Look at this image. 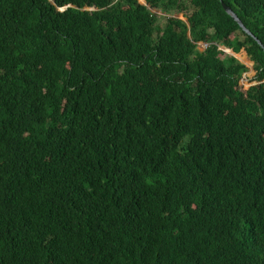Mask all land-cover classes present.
Instances as JSON below:
<instances>
[{
  "label": "trees",
  "instance_id": "obj_1",
  "mask_svg": "<svg viewBox=\"0 0 264 264\" xmlns=\"http://www.w3.org/2000/svg\"><path fill=\"white\" fill-rule=\"evenodd\" d=\"M222 3L262 47L218 0H0V264H264V0Z\"/></svg>",
  "mask_w": 264,
  "mask_h": 264
},
{
  "label": "rangeland",
  "instance_id": "obj_2",
  "mask_svg": "<svg viewBox=\"0 0 264 264\" xmlns=\"http://www.w3.org/2000/svg\"><path fill=\"white\" fill-rule=\"evenodd\" d=\"M157 14L161 15L160 12H157ZM177 17L187 21V18L183 14H179ZM162 22H164V20ZM198 49L200 52H204L206 46L200 45ZM221 51L226 52L225 49L223 48L221 49ZM237 58L240 59L248 67L249 73L244 76L243 80L240 82L239 85L243 91H248L250 88L254 87L257 84V82L255 81L256 73L254 72V67H252V64L250 63V60L247 58L244 50L239 54ZM246 58L248 60H246Z\"/></svg>",
  "mask_w": 264,
  "mask_h": 264
},
{
  "label": "water",
  "instance_id": "obj_3",
  "mask_svg": "<svg viewBox=\"0 0 264 264\" xmlns=\"http://www.w3.org/2000/svg\"><path fill=\"white\" fill-rule=\"evenodd\" d=\"M219 3L222 5L223 10L225 11V13L230 16L242 29V31L244 33H246L248 36L252 37L254 40H256V42L262 47L261 43L259 41H257V39H255L253 37V35L244 27L243 23L239 20V18L236 16V14L234 12H232V10L230 8H228L225 4L222 3V0H218ZM143 3V2H141Z\"/></svg>",
  "mask_w": 264,
  "mask_h": 264
}]
</instances>
